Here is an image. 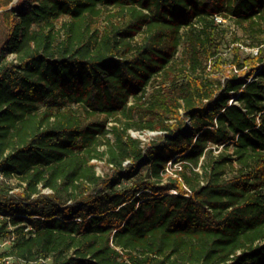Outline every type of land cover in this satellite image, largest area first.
Segmentation results:
<instances>
[{
  "label": "trees",
  "instance_id": "1",
  "mask_svg": "<svg viewBox=\"0 0 264 264\" xmlns=\"http://www.w3.org/2000/svg\"><path fill=\"white\" fill-rule=\"evenodd\" d=\"M12 1L0 264H264V0Z\"/></svg>",
  "mask_w": 264,
  "mask_h": 264
},
{
  "label": "rangeland",
  "instance_id": "2",
  "mask_svg": "<svg viewBox=\"0 0 264 264\" xmlns=\"http://www.w3.org/2000/svg\"><path fill=\"white\" fill-rule=\"evenodd\" d=\"M21 7H22L21 0H13L9 6V8H16L17 10L20 9ZM218 24H220V23H218ZM221 25H223L228 30L226 41H224L219 47L221 56L223 58H225L227 60H231V58L233 56V48L234 47L239 49L240 55L242 57H244L247 54H252V52H250L249 50L246 49L248 47L245 46L242 42H240V41L235 42L234 41L235 38L244 39L239 28L235 27V25H233V23L228 21V20H226L224 23H221ZM0 39H2L1 36H0ZM7 58L10 59L11 56H7ZM227 68H228V65H227ZM222 80H224V76H222ZM110 124L111 123L108 124V127ZM128 132L132 137L139 139L143 145H146L148 142L155 139L156 136L160 134L158 132L138 131L135 129H129ZM109 137L112 139L111 136H109ZM93 164H94L95 171L97 174L104 175V174L109 172V167L106 166V164L103 161H98V162L93 161ZM6 182H8V184L13 188L14 191L19 190L22 186L21 185L22 182L17 177L7 178ZM45 193H47V191H45ZM5 248H6V243H3L0 240V251L5 249Z\"/></svg>",
  "mask_w": 264,
  "mask_h": 264
},
{
  "label": "built area",
  "instance_id": "3",
  "mask_svg": "<svg viewBox=\"0 0 264 264\" xmlns=\"http://www.w3.org/2000/svg\"><path fill=\"white\" fill-rule=\"evenodd\" d=\"M215 21H216V23H220V24H221V23H224V22L226 21V19H224V18L221 17V16H216V17H215ZM263 46H264V44H263ZM246 49L249 50L250 52H252L253 54H256L257 51H258V48H257V47H254V48H246ZM261 69H262V66H259V67L255 70V72L253 73V75L247 79V82L251 81L252 78H253L254 76H256V75L261 71ZM0 180H5L4 177H3L1 174H0ZM47 192H48V191H47ZM40 262L43 263V264H50L48 260H40Z\"/></svg>",
  "mask_w": 264,
  "mask_h": 264
}]
</instances>
